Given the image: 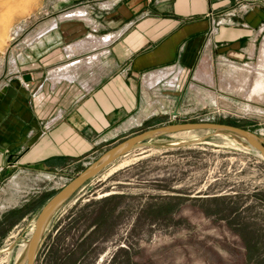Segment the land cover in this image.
I'll list each match as a JSON object with an SVG mask.
<instances>
[{
	"label": "rangeland",
	"instance_id": "374dc122",
	"mask_svg": "<svg viewBox=\"0 0 264 264\" xmlns=\"http://www.w3.org/2000/svg\"><path fill=\"white\" fill-rule=\"evenodd\" d=\"M118 6L116 0H0V88L20 75L35 96L47 75L49 64H44L61 48L52 44L47 55L32 54L40 35L69 12L82 10L84 16L76 18L100 24L101 16ZM88 35L77 39L89 42ZM69 41L63 45L77 46ZM61 60L56 66L50 62L54 81L58 78L51 73ZM253 61L210 60L213 83L198 79L197 71L189 78L177 74L179 94L159 99L149 95L147 111L134 117L118 140L99 145L89 157L50 166L52 170L3 166L0 264H26L24 245L48 202L42 201L135 132L176 121L229 120L264 139V97L252 99V90L248 94L237 85L225 86L238 79L249 86L261 63ZM249 66L253 72L237 76L236 68ZM33 73L39 76L34 84ZM176 109L180 114L174 118ZM150 143L121 156L57 209L41 236L34 264H264V157L242 137L226 132H182ZM110 193L121 197L99 203ZM101 217L103 222L96 221Z\"/></svg>",
	"mask_w": 264,
	"mask_h": 264
},
{
	"label": "crops",
	"instance_id": "0c3cea01",
	"mask_svg": "<svg viewBox=\"0 0 264 264\" xmlns=\"http://www.w3.org/2000/svg\"><path fill=\"white\" fill-rule=\"evenodd\" d=\"M116 4V11L101 24L76 18L84 16L80 10L61 16L54 36L47 35L53 28L40 35L31 52L36 56L61 44L51 59L53 66L63 62L51 73L57 81L48 72L49 55L44 65L50 67L35 96L20 75L0 88V170L3 166L52 170L50 166L89 157L99 145L118 140L134 117L147 111L149 95L159 99L179 94L177 74L184 72L189 78L197 71L198 79L213 83L208 67L214 58L261 61L249 86L246 79H238L226 87L237 85V90L250 94L260 77L264 81V0H116ZM100 26L102 30L96 31ZM81 34H89L90 41H79ZM69 40L77 46L63 45ZM95 50L99 51L89 54ZM253 70L249 66L235 72L245 77L242 72ZM257 96L252 99H261L264 91Z\"/></svg>",
	"mask_w": 264,
	"mask_h": 264
},
{
	"label": "water",
	"instance_id": "95a60500",
	"mask_svg": "<svg viewBox=\"0 0 264 264\" xmlns=\"http://www.w3.org/2000/svg\"><path fill=\"white\" fill-rule=\"evenodd\" d=\"M26 81L31 80V76L26 74L24 76ZM178 110L173 111V116L178 115ZM191 131H214V132H226L236 134L242 137L250 146L264 155V139L260 138L254 132L246 130L237 125L226 124L223 122L215 121H191V122H174L170 124H162L161 126L150 127L147 130L135 132L134 135L120 141L116 145L107 149V152L100 156L88 167L79 172V174L70 180L69 183L56 192L53 197L41 208V212L35 222L36 227L29 241V245L26 250V264H34L41 236L47 227V223L50 221L52 215L66 203L68 199L74 196V194L83 187L87 182L91 181L93 177L97 176L101 172L105 171L110 164L121 158V156L131 153L137 147L148 146L151 140L160 138L163 136L176 135L182 132Z\"/></svg>",
	"mask_w": 264,
	"mask_h": 264
},
{
	"label": "trees",
	"instance_id": "16d2710c",
	"mask_svg": "<svg viewBox=\"0 0 264 264\" xmlns=\"http://www.w3.org/2000/svg\"><path fill=\"white\" fill-rule=\"evenodd\" d=\"M221 122L226 123V124H231V125L234 124V125H237V126H241L239 123H237V122H235V121L222 120ZM55 193H56V192H52L51 195H50V197L47 198V199H45V201H42L41 204L43 205L44 203H46L47 201H49L50 198H51ZM120 197H121L120 194L110 193L108 196L102 198V199L99 201V203H108V201H113V200H116V199H118V198H120ZM87 205H91V204H87ZM109 215H110V214H109ZM96 221H98L99 223H101V222L104 221V218L101 217L99 220H96ZM3 222H4V221L0 220V229H1V224H2Z\"/></svg>",
	"mask_w": 264,
	"mask_h": 264
},
{
	"label": "bare ground",
	"instance_id": "6f19581e",
	"mask_svg": "<svg viewBox=\"0 0 264 264\" xmlns=\"http://www.w3.org/2000/svg\"><path fill=\"white\" fill-rule=\"evenodd\" d=\"M67 68H69V67H67ZM69 70V69H68ZM56 75V74H55ZM253 86V85H252ZM255 87L253 88V89H250V90H252V94H251V96H257V95H261V93L264 91V81L262 80V78L260 77V80L258 81V83L256 84L255 83V85H254ZM241 89L242 90H244V87H241ZM245 91V90H244ZM258 97V96H257ZM252 98V97H251ZM252 107V106H251ZM257 151V150H256ZM258 153H259V155H261L262 157H264V155H262L259 151H257ZM256 152V153H257ZM36 227V226H35ZM34 230H35V228L32 230V234H33V232H34ZM27 245V247H28V245H29V243L28 244H26L25 243V245H24V247ZM23 250V249H22ZM20 252H21V250H20ZM14 264V263H13Z\"/></svg>",
	"mask_w": 264,
	"mask_h": 264
},
{
	"label": "flooded vegetation",
	"instance_id": "af4514ba",
	"mask_svg": "<svg viewBox=\"0 0 264 264\" xmlns=\"http://www.w3.org/2000/svg\"><path fill=\"white\" fill-rule=\"evenodd\" d=\"M106 16H107V15H102V16H101V19H100L99 21H100V22H101L102 20H103V21H106ZM97 21H98V20H97ZM101 23H102V22H101ZM101 23H100V24H101ZM97 30H102L101 26H100L98 29H96V31H97ZM94 31H95V30H94Z\"/></svg>",
	"mask_w": 264,
	"mask_h": 264
},
{
	"label": "built area",
	"instance_id": "2783aa9c",
	"mask_svg": "<svg viewBox=\"0 0 264 264\" xmlns=\"http://www.w3.org/2000/svg\"><path fill=\"white\" fill-rule=\"evenodd\" d=\"M219 21H221V20H219ZM215 22V21H214ZM105 51H108V48L107 49H104ZM177 116V115H176ZM176 116H174V118H176Z\"/></svg>",
	"mask_w": 264,
	"mask_h": 264
}]
</instances>
